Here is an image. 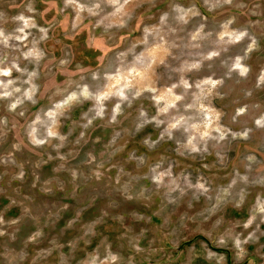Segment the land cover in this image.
I'll return each instance as SVG.
<instances>
[{
    "label": "rangeland",
    "instance_id": "rangeland-1",
    "mask_svg": "<svg viewBox=\"0 0 264 264\" xmlns=\"http://www.w3.org/2000/svg\"><path fill=\"white\" fill-rule=\"evenodd\" d=\"M0 264H264V0H0Z\"/></svg>",
    "mask_w": 264,
    "mask_h": 264
},
{
    "label": "flooded vegetation",
    "instance_id": "flooded-vegetation-1",
    "mask_svg": "<svg viewBox=\"0 0 264 264\" xmlns=\"http://www.w3.org/2000/svg\"><path fill=\"white\" fill-rule=\"evenodd\" d=\"M3 74V72L2 71H0V75H2Z\"/></svg>",
    "mask_w": 264,
    "mask_h": 264
}]
</instances>
